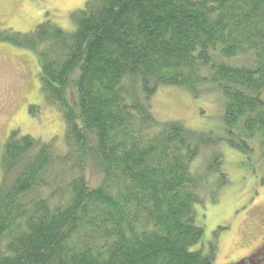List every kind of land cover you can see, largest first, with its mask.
<instances>
[{"label": "trees", "instance_id": "obj_1", "mask_svg": "<svg viewBox=\"0 0 264 264\" xmlns=\"http://www.w3.org/2000/svg\"><path fill=\"white\" fill-rule=\"evenodd\" d=\"M69 16L0 32L40 49L64 122L62 142L13 130L3 144L0 264H215L200 211L228 183L219 144L264 157V0H89ZM167 87L213 94L220 133L159 122Z\"/></svg>", "mask_w": 264, "mask_h": 264}, {"label": "rangeland", "instance_id": "obj_2", "mask_svg": "<svg viewBox=\"0 0 264 264\" xmlns=\"http://www.w3.org/2000/svg\"><path fill=\"white\" fill-rule=\"evenodd\" d=\"M87 1L0 0V32L27 34L45 21L70 29L69 14ZM39 51L0 41V159L13 130L44 142L59 137L63 141L61 113L40 92ZM200 99L180 87L161 88L152 112L159 122L180 121L194 131L220 133L222 103L213 94ZM31 107L35 109L31 111ZM218 152L228 183L215 202L205 199L202 205L204 238L208 240L219 231L215 264H264V157L258 148L243 155L224 143L219 144ZM200 162L204 163V158ZM199 164L193 163L192 169L196 171ZM95 177L89 175L91 185L96 184ZM217 178L210 175L206 185H213Z\"/></svg>", "mask_w": 264, "mask_h": 264}]
</instances>
